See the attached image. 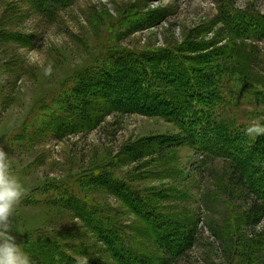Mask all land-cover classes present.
<instances>
[{
    "label": "rangeland",
    "instance_id": "obj_1",
    "mask_svg": "<svg viewBox=\"0 0 264 264\" xmlns=\"http://www.w3.org/2000/svg\"><path fill=\"white\" fill-rule=\"evenodd\" d=\"M34 2L0 0V151L25 189L12 233L32 264H120L97 224L132 264L159 261L160 244L183 251L171 264L261 258L264 220L245 224L255 196L238 168L264 171V135L244 134L264 124V39H237L231 25L264 17V0ZM204 43L215 45L191 51ZM90 74L112 84L111 114L60 138ZM188 74L200 85L190 102Z\"/></svg>",
    "mask_w": 264,
    "mask_h": 264
},
{
    "label": "trees",
    "instance_id": "obj_2",
    "mask_svg": "<svg viewBox=\"0 0 264 264\" xmlns=\"http://www.w3.org/2000/svg\"><path fill=\"white\" fill-rule=\"evenodd\" d=\"M31 5L35 6L34 0H27ZM50 4H52L53 8H56V10H61L67 6H69L70 0H46ZM241 23H236L234 22V25L232 27L231 34L235 37L238 38H246V39H257V40H263L264 39V17L261 18H246L244 17ZM210 47L213 48L215 43L211 44L210 43H204V44H195L196 48H193L191 51L193 53H197L199 51H202V48L205 47ZM210 45V46H209ZM191 49V48H190ZM208 56V55H205ZM179 58V57H177ZM110 68V67H109ZM184 70L181 68L180 73L181 75L185 76L183 73ZM94 75V73H93ZM97 75V73H96ZM95 75V77H96ZM189 75V74H188ZM102 77H96L97 80L101 81V83H97L95 79L92 78V74L89 75V80L87 81L88 83H85L84 85L77 87L73 92L71 98L77 97L78 99L81 98V105L74 107L71 105V122H61V125L57 126L55 129L57 135L60 138L69 136V135H75L79 133H87V132H92L95 131L106 119L111 114V108L114 106L113 103L114 101V94L113 91L111 90L112 84H108V87H104V82H107V80L104 81L103 75L101 74ZM185 80H187V87L184 86L183 88V96H186L189 102L196 97L199 96V90H200V85L193 79L192 75H189ZM79 83V82H78ZM82 83V82H81ZM84 83V82H83ZM101 84V85H98ZM101 86L102 88H100ZM82 87V88H81ZM90 90V93L87 95L81 94L80 97V92L83 90ZM80 91V92H79ZM156 97L158 95H155ZM153 96V97H155ZM163 98L162 100L165 102V104L169 105V96L167 95H162ZM88 97V98H87ZM152 97V98H153ZM208 96L206 97V99ZM138 101V100H137ZM194 103V102H193ZM195 106H200L197 102L195 103ZM72 119H77V122H74ZM190 132V131H189ZM199 132H197L196 136H198ZM202 135V133H201ZM189 142L190 144H193V140L191 138H184V139H172V140H164V141H159L157 143L158 150L156 153L162 152V150H169V148L172 147H177L181 146L182 144H186ZM206 147V146H205ZM161 150V151H160ZM163 151V152H164ZM144 155V154H143ZM251 157V154H250ZM249 157V158H250ZM240 166V164H239ZM241 168V169H240ZM239 173L241 174L242 179L240 178L241 182L243 185H245L246 188L251 191L253 196H255L254 203L249 206L248 211H246L244 218H245V224H247L248 227H257L260 223L263 222L264 220V171H255L253 167H240ZM249 170V171H248ZM255 173V175H251L249 172ZM261 174L262 176H258ZM128 191V189H126ZM93 229H95V226L92 224L91 226ZM99 229H98V228ZM96 227V233L99 235V238L110 248L111 254L113 258L117 260L118 263L120 264H132L130 260L126 259L125 257H118L115 252H113L111 248V243L115 242L113 240V237H117L115 233L113 235H104L102 231L104 230L102 227H100L97 224ZM264 229V228H263ZM193 230L188 231V233L185 235V244H183L184 247L191 248L194 244V232ZM262 240H261V249H259L260 256L261 258L254 257V254L250 255L248 260L246 262L248 264H264V230L262 232ZM181 246V248L183 247ZM161 249H164V256L161 258L159 261H157L154 264H171L174 260V258L177 255H180L183 251L179 250V246H164L163 244H160ZM123 248L126 250L127 253H132V257H136L135 252L131 250V247L127 243L126 245H123ZM179 250V252H178ZM53 251V250H52ZM131 257V258H132ZM141 258V257H139ZM251 258V262H250ZM142 260V258L140 259ZM140 264H153L150 261H141Z\"/></svg>",
    "mask_w": 264,
    "mask_h": 264
},
{
    "label": "clouds",
    "instance_id": "obj_3",
    "mask_svg": "<svg viewBox=\"0 0 264 264\" xmlns=\"http://www.w3.org/2000/svg\"><path fill=\"white\" fill-rule=\"evenodd\" d=\"M51 71L48 67L45 74ZM244 134L250 138L264 135V124L253 122L244 129ZM24 191L21 180L11 172L7 154L0 151V264H32L30 255L12 233L14 210Z\"/></svg>",
    "mask_w": 264,
    "mask_h": 264
}]
</instances>
